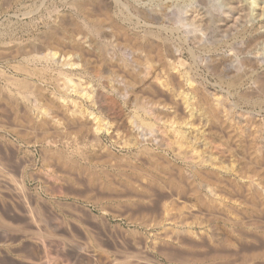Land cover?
<instances>
[{"label": "bare ground", "instance_id": "bare-ground-1", "mask_svg": "<svg viewBox=\"0 0 264 264\" xmlns=\"http://www.w3.org/2000/svg\"><path fill=\"white\" fill-rule=\"evenodd\" d=\"M30 1L9 50L26 78L0 91L26 122V177L167 230L146 264H264V0Z\"/></svg>", "mask_w": 264, "mask_h": 264}, {"label": "rangeland", "instance_id": "rangeland-1", "mask_svg": "<svg viewBox=\"0 0 264 264\" xmlns=\"http://www.w3.org/2000/svg\"><path fill=\"white\" fill-rule=\"evenodd\" d=\"M31 2L33 4L37 3L35 7L39 5L38 0H31ZM9 4L5 11H0V53H3L6 49L8 52L9 50L12 51L17 42L26 45V0H13ZM40 11L43 12V9ZM221 48L226 53H230L229 48L224 44ZM13 52H9L10 57L6 55L8 53L4 52L6 56H4V53L3 56L5 58L3 56L0 58V70L5 72L0 71V91L5 90L6 87L15 90L13 85L11 86V84H8L9 82H6L9 81L10 76L26 78V73L18 70H21V68L26 69V66L23 67V64H26V56L16 55V49ZM16 63L19 65L23 63V66L20 65V68L16 69L18 66ZM8 75V78L5 77ZM88 76L92 83H96L93 77ZM209 76L208 79L211 82L217 81V77ZM103 91L119 99L115 93L109 92L108 87L104 88ZM15 101L16 104L21 102L18 104L19 107L21 105V113L26 112L21 110L22 104L26 108V100L15 99ZM0 103L3 108L7 105L10 106L4 100H1ZM6 107L1 109L4 110V113L0 111L3 115L0 117V125H3L0 126V162L2 160L7 161L11 166L13 181L9 183L11 186L0 183V264H121L119 257L122 256L123 259H129L133 263L136 259L141 261L155 260L158 257L157 252L162 251L163 247L166 248V246L162 247L160 242L167 234L163 231L168 232L167 230H149L140 225L139 222L128 221V218L124 215L125 213L120 215L121 212H116L118 213L116 214L114 210L109 212L112 210L110 207L111 210H108L107 214H102L103 211L99 209L98 203L94 204L95 200H91L94 198L87 199L81 195L84 192L81 188L78 193L79 196L83 197H77L78 190L75 189V196L73 194L72 196L71 192L73 193L72 189L74 188L64 187L66 184L61 185V182L55 181L51 177L45 183L32 181L26 177V137L21 133L22 131L26 133V122L24 121L25 125L17 123L13 118L15 116L13 109ZM12 112H14V115ZM11 117L13 120L10 119ZM13 127L18 128L19 131L18 129L17 131L20 134L16 133L15 130L8 129ZM62 189H64L63 191H69L70 195L66 197ZM110 192L113 193L114 191L111 190ZM110 192L105 193L111 194ZM113 194L115 195L116 192ZM101 216L103 217L101 218ZM131 230L134 235L130 232ZM152 232H155L157 236L151 234ZM158 232L162 234V237ZM140 236L144 239H141ZM148 239L157 240L158 242L153 241L154 244L152 245L153 242ZM149 242H151V245H149ZM156 244L160 245L159 247L160 249L162 247V250L158 248V251L153 252L152 247L155 248ZM158 246H156V250ZM165 248L164 251L166 252L170 250L169 247L168 249ZM182 251L179 249L178 252L181 254ZM151 256L153 257L151 258Z\"/></svg>", "mask_w": 264, "mask_h": 264}]
</instances>
